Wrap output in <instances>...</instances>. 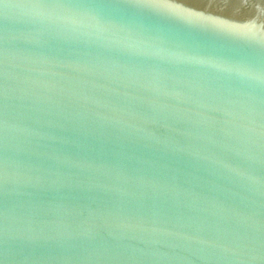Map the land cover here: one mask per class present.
Returning a JSON list of instances; mask_svg holds the SVG:
<instances>
[{"label":"water","instance_id":"95a60500","mask_svg":"<svg viewBox=\"0 0 264 264\" xmlns=\"http://www.w3.org/2000/svg\"><path fill=\"white\" fill-rule=\"evenodd\" d=\"M0 264H264V0H0Z\"/></svg>","mask_w":264,"mask_h":264}]
</instances>
